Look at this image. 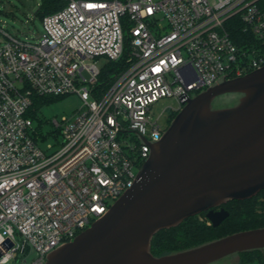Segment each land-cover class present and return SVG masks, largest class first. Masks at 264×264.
Returning a JSON list of instances; mask_svg holds the SVG:
<instances>
[{"label":"built area","instance_id":"built-area-1","mask_svg":"<svg viewBox=\"0 0 264 264\" xmlns=\"http://www.w3.org/2000/svg\"><path fill=\"white\" fill-rule=\"evenodd\" d=\"M42 18L37 42L4 34L0 46V264H45L128 189L166 127L162 98L192 97L221 78L264 66V0H63ZM239 16L253 41L234 44ZM126 66L108 82L96 60ZM92 60L91 65H86ZM76 95L53 120L56 147H39L32 97Z\"/></svg>","mask_w":264,"mask_h":264},{"label":"water","instance_id":"water-1","mask_svg":"<svg viewBox=\"0 0 264 264\" xmlns=\"http://www.w3.org/2000/svg\"><path fill=\"white\" fill-rule=\"evenodd\" d=\"M180 103L160 140L141 138L150 154L133 186L45 264H221L264 251L261 227L158 257L150 252L157 232L202 213L215 228L229 216L215 208L264 190V66Z\"/></svg>","mask_w":264,"mask_h":264},{"label":"trees","instance_id":"trees-1","mask_svg":"<svg viewBox=\"0 0 264 264\" xmlns=\"http://www.w3.org/2000/svg\"><path fill=\"white\" fill-rule=\"evenodd\" d=\"M64 5L63 0H40L38 14L42 20L44 16L60 10ZM226 28L230 38L238 47H244L247 41L254 40L251 32L244 31V25L237 15L227 21ZM127 52V47H125L119 60L109 61L108 67H104L100 71L95 87L107 88L109 80L126 66ZM51 98L53 97L34 95L29 115L34 118L35 111L49 102ZM175 114L172 115V118ZM224 208L228 211L229 216L215 228L210 224L197 222V215L183 220L176 227L157 232L151 239L150 252L153 256L158 257L235 232L264 227V190H261L253 198L244 201H228L224 204ZM200 215L205 217L204 213ZM262 261H264V251H253L239 254L235 264H253L254 262L264 264Z\"/></svg>","mask_w":264,"mask_h":264},{"label":"rangeland","instance_id":"rangeland-1","mask_svg":"<svg viewBox=\"0 0 264 264\" xmlns=\"http://www.w3.org/2000/svg\"><path fill=\"white\" fill-rule=\"evenodd\" d=\"M40 0H0V46L5 41L4 34H11L17 38L29 42H37L42 34V21L38 14ZM92 60H87L86 65H91ZM96 66L102 71L108 67L109 61L104 58L96 60ZM81 100L76 95L53 97L49 102L43 104L35 111L33 118L34 127L40 135L39 147L45 150L46 145L57 146L61 137L55 131L53 120L60 121L62 117H70L81 106ZM178 103L173 98L159 99L152 105L151 113L157 118L165 110L159 119L164 127L168 126L167 115L173 112L170 108H177ZM197 222L209 225V222L202 215L196 217ZM237 258H231L221 264H235ZM258 264L254 262L253 264ZM264 263V261H262Z\"/></svg>","mask_w":264,"mask_h":264},{"label":"flooded vegetation","instance_id":"flooded-vegetation-1","mask_svg":"<svg viewBox=\"0 0 264 264\" xmlns=\"http://www.w3.org/2000/svg\"><path fill=\"white\" fill-rule=\"evenodd\" d=\"M173 114H175V113H171V114H168V115H167L166 121H167L168 123H170L171 120L173 119V118H172V115H173ZM168 125H169V124H168ZM166 128H167V127H166ZM225 204H226V203H225ZM220 208H224V204L221 205L220 207L215 208L214 211H218ZM224 209H225V208H224Z\"/></svg>","mask_w":264,"mask_h":264}]
</instances>
